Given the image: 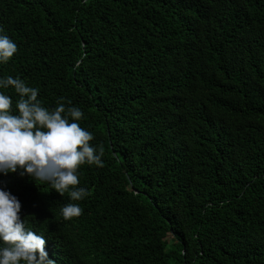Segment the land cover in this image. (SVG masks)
<instances>
[{"label": "trees", "instance_id": "trees-1", "mask_svg": "<svg viewBox=\"0 0 264 264\" xmlns=\"http://www.w3.org/2000/svg\"><path fill=\"white\" fill-rule=\"evenodd\" d=\"M0 30V77L103 149L80 201L0 174L55 264H264V0H0Z\"/></svg>", "mask_w": 264, "mask_h": 264}, {"label": "clouds", "instance_id": "clouds-1", "mask_svg": "<svg viewBox=\"0 0 264 264\" xmlns=\"http://www.w3.org/2000/svg\"><path fill=\"white\" fill-rule=\"evenodd\" d=\"M17 44L0 30V64L17 52ZM11 87L19 99L0 91V174L29 176L36 184L50 186L71 201H80L87 190L79 185L81 165L103 166V149L90 143L93 134L79 125L84 113L79 107L58 103L42 106L39 90L19 77H0V90ZM21 203L10 191L0 189V264H55L45 250L46 239L26 227ZM65 220L81 215L77 203L60 209Z\"/></svg>", "mask_w": 264, "mask_h": 264}]
</instances>
